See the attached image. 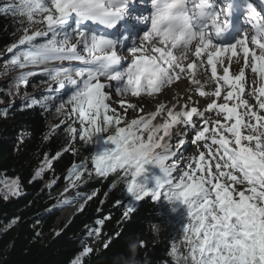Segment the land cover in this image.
<instances>
[{
  "label": "snow or ice",
  "instance_id": "snow-or-ice-1",
  "mask_svg": "<svg viewBox=\"0 0 264 264\" xmlns=\"http://www.w3.org/2000/svg\"><path fill=\"white\" fill-rule=\"evenodd\" d=\"M149 2V15L131 19L130 0H8L0 6L21 25L6 49L11 71L20 70L9 88L19 94L41 66L58 85L50 83L48 95L28 97L22 110H49L66 84L74 89L55 107L60 124L44 136L63 131L66 147L46 155L32 179L42 180L62 152L76 155L94 144V154L67 170L64 193L96 178L109 181V191L122 185L130 200L116 201L123 208L118 223L131 219L139 202L166 204L181 223V238L169 253L174 264H264V13L250 0ZM240 11L251 35L233 23ZM93 25L106 31L97 33ZM181 79L186 98L172 87ZM165 89L174 102L160 100ZM146 98L159 102L153 109ZM7 112L0 109V117ZM23 143L21 134L17 150ZM186 144L194 146L193 155ZM97 194L77 193L78 211ZM19 195L18 180L6 185L5 200ZM111 219L94 221L71 264L109 250L121 236L104 231ZM159 230L154 226L155 235ZM128 247L136 252L147 241L137 237Z\"/></svg>",
  "mask_w": 264,
  "mask_h": 264
},
{
  "label": "trees",
  "instance_id": "trees-1",
  "mask_svg": "<svg viewBox=\"0 0 264 264\" xmlns=\"http://www.w3.org/2000/svg\"><path fill=\"white\" fill-rule=\"evenodd\" d=\"M7 2L3 0L1 6ZM20 28L18 17L0 13V57L6 63L12 55L6 49L21 35ZM43 41L44 38H37L36 42ZM8 69L11 74L15 73L11 65ZM50 83L47 75H34L26 88L21 87L19 94L12 89L14 100L10 102V97L4 95L6 104L0 103V109L8 110L7 118L0 117V180H18L24 192L9 201L0 197V264H71L81 250L79 246L88 229L95 226L94 221L108 215L112 219L105 224L104 231L109 234L120 231L121 236L113 241L109 250L86 258L85 264H125L127 258H132L134 264H174L169 253L173 242L181 238L178 217L167 212L166 204L161 207L149 200L137 204L131 219L118 223L123 208L117 206L116 201L126 205L130 200L126 191H122V185L109 191V181L98 178L81 184L75 189L81 196L93 190H98V194L88 201L83 212L75 211L67 224L55 227L58 215L51 211L59 204V199L48 193L52 187L57 189L64 184L69 167L92 155L94 146L89 145L76 155L62 152L53 162V170L46 172L43 180L33 181L34 172L44 163L45 156L66 147V135L58 134L44 140L45 134L60 118L55 112L56 100L51 102L49 110L39 106L22 110L28 97L48 95L39 88ZM2 90L10 91V88ZM21 134L24 143L17 150ZM154 226L160 229L158 236ZM137 237L146 240L147 247H138L133 253L128 244ZM91 246L96 247L94 243Z\"/></svg>",
  "mask_w": 264,
  "mask_h": 264
},
{
  "label": "rangeland",
  "instance_id": "rangeland-1",
  "mask_svg": "<svg viewBox=\"0 0 264 264\" xmlns=\"http://www.w3.org/2000/svg\"><path fill=\"white\" fill-rule=\"evenodd\" d=\"M1 2H3V0H0V6H1ZM137 2H138V0H137ZM37 28H39V29H43L44 27H46L45 25H43V24H40V25H37L36 26ZM51 34H49V36H50ZM45 39H47V38H45ZM8 67H9V65L2 59V57H0V103H2V104H6V102L4 101V98H2L4 95H8L9 97H10V102L12 101V100H14L15 99V93H14V91H12V89H10V91H3L2 90V88L3 87H6V88H9V85H10V82H11V80H12V78H13V76H15L17 73H18V71H20V70H18L17 72H15L14 74L12 73L11 74V72H9V69H8ZM28 70H32V69H28ZM35 72H36V75H42V74H44L43 73V71H40V70H34ZM5 73H9V74H5ZM249 76H251V74L249 73ZM51 86L53 87V88H56L58 85H56L54 82H52L51 83ZM66 86H67V89H63V90H61V93H60V95H58L57 97H56V102H55V104H56V106H58V103H59V101L61 100V99H63V100H66L68 97H69V92H70V89H71V85H67L66 84ZM48 87H49V85H44V86H42V87H40L39 88V91H41V92H44V91H47V89H48ZM211 88L212 87H210V89L209 90H211ZM70 95H71V93H70ZM135 100H132V102H134ZM117 108H119V105H115ZM61 119H63V116H60V118H59V120L57 121V123H55V124H53V126L54 125H57V124H60V120ZM63 127V126H62ZM59 134L60 135H65V133L63 132V131H60L59 132ZM81 145H82V142H79V141H77V143H76V145H75V147H77V148H81ZM89 146V145H88ZM87 146V147H88ZM93 154L97 151V149H96V146L93 144ZM87 147H84V148H82V150H86L87 149ZM194 152V151H193ZM186 153H187V155L188 156H191V155H193V153H192V150H190V149H187L186 150ZM67 177V176H66ZM13 180H16V179H13V178H7V179H3V180H0V197L1 198H3L5 195H6V185L8 184V183H10L11 181H13ZM43 180V179H42ZM44 184H45V182H44ZM66 185H67V178H65V182H64V184L61 186V187H59V188H57V189H53V187L50 189V192L48 193L49 195H54L56 198H58L59 199V204L57 205V207L59 206V205H62V204H64L63 203V201L67 198V199H71V200H77L76 199V196H77V193L78 192H75V189L76 188H72V189H70L67 193H64V189H65V187H66ZM21 188V187H20ZM24 194V192L21 190V195H19V196H22ZM18 196V197H19ZM128 197V196H127ZM11 198H17V197H10L9 199H7V200H5L4 198V200L5 201H9ZM55 209V208H54ZM77 210H78V208H77ZM76 210V211H77ZM54 214H57L58 215V213H54ZM62 223H64V221L62 222ZM61 225V224H60ZM56 228H58L57 226H55ZM80 248H82L83 246L80 244V246H79Z\"/></svg>",
  "mask_w": 264,
  "mask_h": 264
},
{
  "label": "bare ground",
  "instance_id": "bare-ground-1",
  "mask_svg": "<svg viewBox=\"0 0 264 264\" xmlns=\"http://www.w3.org/2000/svg\"><path fill=\"white\" fill-rule=\"evenodd\" d=\"M132 17H134V16H131L130 19ZM127 63H128V61L124 62L123 66L126 67ZM64 66H73V65H69L68 62H65ZM81 66H83V65L79 64L76 67H81ZM42 69H43V66H41L40 68H37L36 70L43 71ZM197 75L199 76V72H197ZM209 75H210V70H209ZM246 75H248L247 72H246ZM185 86H186V81L181 79V81L179 82V87L178 88H177V86L175 84L172 87L174 89H176V91H178L181 94V96L186 98L187 93L185 92ZM210 87H212L211 82H209V84L206 86V90H209ZM65 89H67V86L65 87ZM172 95H173V93L169 89H165L159 94V97H160V100H163L166 103H170V102H174V101H171V96ZM146 99H148L150 101V105L153 107V109H154V106L159 102L158 100L153 99V98H146ZM200 99L202 101V98H200ZM131 100H135L134 102H138L137 98H131ZM201 106H202V104H201ZM146 107H147V105H146ZM187 149L192 150V153H194L193 151L195 149H194L193 145L186 144L185 145V150H187ZM79 202L82 203V200H80ZM78 207H79V203L77 202V200H72L71 204H67V205L66 204H62V205H59L58 207L56 206V208L54 209V211H55L54 213H58V216H57L55 225L58 227V226H60V224L63 221L64 222L69 221L70 217L73 215V213L77 210Z\"/></svg>",
  "mask_w": 264,
  "mask_h": 264
},
{
  "label": "water",
  "instance_id": "water-1",
  "mask_svg": "<svg viewBox=\"0 0 264 264\" xmlns=\"http://www.w3.org/2000/svg\"><path fill=\"white\" fill-rule=\"evenodd\" d=\"M82 202H83V200H82ZM54 208H56V207H54ZM54 208H53L52 211H51L52 214H54V212H55V211H54ZM67 222H68V221H67ZM67 222H64V225L67 224Z\"/></svg>",
  "mask_w": 264,
  "mask_h": 264
},
{
  "label": "clouds",
  "instance_id": "clouds-1",
  "mask_svg": "<svg viewBox=\"0 0 264 264\" xmlns=\"http://www.w3.org/2000/svg\"><path fill=\"white\" fill-rule=\"evenodd\" d=\"M133 253H135V251L133 250ZM133 264H134V262H133Z\"/></svg>",
  "mask_w": 264,
  "mask_h": 264
}]
</instances>
